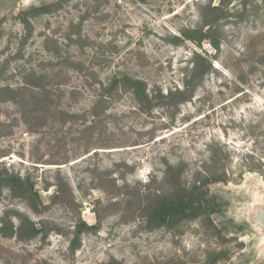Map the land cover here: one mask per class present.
<instances>
[{
    "label": "rangeland",
    "instance_id": "obj_1",
    "mask_svg": "<svg viewBox=\"0 0 264 264\" xmlns=\"http://www.w3.org/2000/svg\"><path fill=\"white\" fill-rule=\"evenodd\" d=\"M193 60L212 70L177 109L157 98L144 113L124 86L102 96L123 76L151 98L182 90ZM33 72L49 77L53 109L29 131L0 94V170L30 174L45 205L61 179L74 202L38 215L5 189L0 226L26 216L48 235H0V264H264L252 224L264 196V0H0V88L23 87ZM181 166L185 184L222 168L229 182L205 191L212 212L151 227L139 196L167 191L169 168ZM78 218L98 230L72 252Z\"/></svg>",
    "mask_w": 264,
    "mask_h": 264
},
{
    "label": "trees",
    "instance_id": "obj_2",
    "mask_svg": "<svg viewBox=\"0 0 264 264\" xmlns=\"http://www.w3.org/2000/svg\"><path fill=\"white\" fill-rule=\"evenodd\" d=\"M59 6V3L43 6L33 10L29 15L48 14L51 13L54 7L57 8ZM206 9L210 12H219L221 10L220 7L212 8L211 3ZM28 19L29 17H25L23 23L29 24ZM217 21L215 19L206 22V27H209L208 31L212 28L213 23ZM185 36L188 37L187 35ZM208 37L205 36L204 39H208ZM189 39L192 40L193 38L189 36ZM211 43L217 47V44L213 40H211ZM192 63L193 66L184 79L185 88L182 90L169 91L166 95L155 94L151 98L148 94V86L144 81L123 76L120 79L115 77L110 86L103 89L102 96L104 97L108 93L112 94L124 86L133 92L140 109L144 113L152 111L154 100L157 98H159V101H163L164 105L177 109L180 104L192 99L199 84L212 70L211 60H193ZM48 82V76L33 72L27 76L26 85L23 87L18 89L10 86L0 88V94L5 95L1 101H12L20 105L23 122L29 131L34 132L40 127L47 120V114L51 113L53 109V103L55 102L53 97L55 95L48 88ZM183 173V166L179 167L178 170L169 168L167 173L169 188L167 191L152 192L150 190L147 195L143 197L139 196L140 215L151 227L169 226L175 221L198 218L205 210L212 212L213 206H211L208 198L209 195L205 191L212 184L229 182V176L225 168L216 172L205 171L204 173H198L195 181L190 185L182 182ZM35 185L36 183L30 174L22 177L20 174L7 169L0 170V200L3 197L4 190L7 189L14 198L25 201L29 208L38 215L49 211L55 204L63 202L64 197L68 195H70L72 202H74L70 187L61 179L55 185L57 189L48 205H45L42 201V195L35 189ZM50 187L51 185L48 184L45 190ZM100 221L101 219L99 218ZM45 224L42 222L41 225H38L26 216H19V224L15 227L7 215L2 219L0 235L5 238L17 237L20 241H30L40 235L43 237L48 235ZM97 230L98 226L88 225L81 218H78L74 222L71 232H69L71 236V251L76 252L79 250L81 238L84 234Z\"/></svg>",
    "mask_w": 264,
    "mask_h": 264
},
{
    "label": "water",
    "instance_id": "obj_3",
    "mask_svg": "<svg viewBox=\"0 0 264 264\" xmlns=\"http://www.w3.org/2000/svg\"><path fill=\"white\" fill-rule=\"evenodd\" d=\"M252 224L258 232L264 235V196L257 211L254 213Z\"/></svg>",
    "mask_w": 264,
    "mask_h": 264
},
{
    "label": "built area",
    "instance_id": "obj_4",
    "mask_svg": "<svg viewBox=\"0 0 264 264\" xmlns=\"http://www.w3.org/2000/svg\"><path fill=\"white\" fill-rule=\"evenodd\" d=\"M35 189L36 190H38V191H40L41 189H40V187L37 185V186H35Z\"/></svg>",
    "mask_w": 264,
    "mask_h": 264
}]
</instances>
